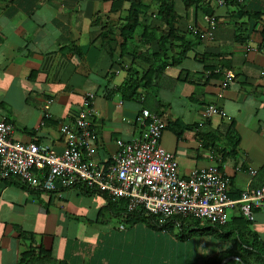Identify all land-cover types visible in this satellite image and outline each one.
<instances>
[{
	"label": "crops",
	"instance_id": "obj_1",
	"mask_svg": "<svg viewBox=\"0 0 264 264\" xmlns=\"http://www.w3.org/2000/svg\"><path fill=\"white\" fill-rule=\"evenodd\" d=\"M131 1L0 0V120L12 127L11 139L62 151L59 126L70 124L92 92L97 164L108 163L116 140L139 135L135 117L145 108L163 120L159 143L173 154L180 176L215 164L232 198L246 184L263 185L264 0H141L136 28L120 50L118 29ZM167 1L175 15L173 40L162 36L167 28L159 10ZM205 3L216 22L208 39L198 36L206 28ZM95 17L114 39L111 57L91 25ZM127 68L142 85L130 98L118 89ZM224 70L234 77L221 88ZM207 105L225 115L205 117ZM58 190L0 178V264H204L227 249L249 251L245 257L259 262L238 235L251 231L264 246V213L246 222L231 208L222 232H201L204 226L193 224L196 233L161 234L125 217L122 200L109 202L81 186ZM241 263L225 256L218 264Z\"/></svg>",
	"mask_w": 264,
	"mask_h": 264
},
{
	"label": "built area",
	"instance_id": "obj_2",
	"mask_svg": "<svg viewBox=\"0 0 264 264\" xmlns=\"http://www.w3.org/2000/svg\"><path fill=\"white\" fill-rule=\"evenodd\" d=\"M218 3L222 4L223 0ZM202 19L206 28L198 32V36L211 38L215 17L203 14ZM224 72L221 88L234 77L230 70ZM93 95L86 93L82 109L76 112L70 124L59 126L58 131L66 141L60 152L46 143L13 141L12 127L0 120V178L11 175L30 188L45 191L81 186L110 200H123L125 214L141 211L151 216L154 229L161 233H170L172 229L177 232L179 218H191L201 226L213 227L227 223V212L231 208L247 222L253 220L255 212L264 213V184L258 187L246 184L238 196L232 198L227 194L229 180L215 164L193 167L186 176H180L173 154L159 143L163 120L145 108L135 117L139 135L127 141L116 140L117 149L108 163L97 164L93 159L94 135L90 128L96 114L91 105ZM203 113L205 117L213 113L225 115L213 105L205 106ZM247 172L252 175L254 170L247 168ZM140 224L146 226L145 222Z\"/></svg>",
	"mask_w": 264,
	"mask_h": 264
},
{
	"label": "trees",
	"instance_id": "obj_3",
	"mask_svg": "<svg viewBox=\"0 0 264 264\" xmlns=\"http://www.w3.org/2000/svg\"><path fill=\"white\" fill-rule=\"evenodd\" d=\"M232 1H234V0H225V3H229ZM192 2L195 3L196 0H193V1L192 0H187V1L184 0L185 5H189ZM203 5L204 4H201V7H203V10H202L203 13L207 14V15H213L212 11L207 8L208 4L205 3V6H203ZM141 6H142L141 0H132L131 1V5L129 7V10H128L127 14L124 16V23L125 24L123 26L119 27V29H118V33H119V36L121 38V41L118 44V47L120 50H122V49L124 50L125 41L130 37V35L133 33L134 29L136 28L137 16L143 10L141 8ZM197 6H198V4H197ZM161 7H162L161 12L159 10V13L161 15V18L166 23V28H167V31L164 32L162 35L163 39L166 40V39L170 38L171 40H173L174 37H176L175 36V28L173 27V21H174L175 15L172 12L170 1L165 2ZM252 15L255 16L256 14L254 12H252ZM91 25L92 26H98L99 38L102 41V45L105 48V52L108 54V56L111 57L113 54L115 42H114V39L112 37H110L111 33L109 32V27L106 25V23H103L102 18H98V17H95L91 21ZM161 39H159L160 43H162ZM183 47H185V46H183ZM178 53H179L178 55H180V53H182V52H178ZM133 76H135V75H133ZM140 82H141V80H139V79L135 80L132 78V73H130V70L127 68L126 69V77L124 78L123 83L120 85V87L118 89L121 92L123 97H126V98L135 97V94H136L135 91H136L137 87L142 86ZM142 84L145 86V83H142ZM227 133H228V130H227ZM226 138H227V141L229 142L228 135L226 136ZM106 199L109 202L111 201L109 198H106ZM121 203H122L121 204L122 205L121 206L122 213L125 217L131 218V219L136 220V221L145 222L146 226L149 228H152V230L155 228L154 227V221H153L151 216H146L141 211H137V212L135 211L131 215L125 214V212H124L125 202L122 200ZM178 220L180 223L179 230L177 231L178 233H181V232L188 233L187 230H189L190 228H191L192 232H189V233H196L197 232V230L192 228L193 224L199 226V224L196 221L192 220L191 218H187V219H182V218L180 219L179 218ZM229 222L230 221L228 220L227 223L223 226H213V227L212 226H204V227H201V225H200L199 227H201V229L199 231H201V232H203V231H208V232L221 231L222 232L224 230V228L228 226ZM167 229L168 230L171 229V226L169 224L167 226ZM154 230H156V229H154ZM241 230H242V228H241ZM240 236L241 235L239 234L238 240L240 241V243L242 245L248 246L252 251H254L255 256H257V258L259 259V262L256 264H264V246L259 242V240H257L256 235L251 231H246V237H240ZM243 253H250V252L246 251V250H242V253H238L237 251L227 249V250H224L219 255H216V256L214 255V256L210 257L204 264H218L220 259L222 257H225V256H236L240 259V261L243 264H253L254 262L252 263L251 261H249ZM32 254H33V250L30 251V249H29L27 252V257L30 258L32 256ZM23 260H24V258H23ZM44 264H64V263L61 261H58V262L50 261L49 263H44Z\"/></svg>",
	"mask_w": 264,
	"mask_h": 264
},
{
	"label": "rangeland",
	"instance_id": "obj_4",
	"mask_svg": "<svg viewBox=\"0 0 264 264\" xmlns=\"http://www.w3.org/2000/svg\"><path fill=\"white\" fill-rule=\"evenodd\" d=\"M141 225V224H140ZM141 227H143V228H145V229H150V230H152L151 228H149V227H147V226H144V225H141ZM157 232H159V231H157ZM159 233H161V232H159ZM161 234H167V233H161Z\"/></svg>",
	"mask_w": 264,
	"mask_h": 264
},
{
	"label": "water",
	"instance_id": "obj_5",
	"mask_svg": "<svg viewBox=\"0 0 264 264\" xmlns=\"http://www.w3.org/2000/svg\"><path fill=\"white\" fill-rule=\"evenodd\" d=\"M230 258H233V257H230ZM227 259H229V258L227 257ZM241 264H243V263H241Z\"/></svg>",
	"mask_w": 264,
	"mask_h": 264
}]
</instances>
